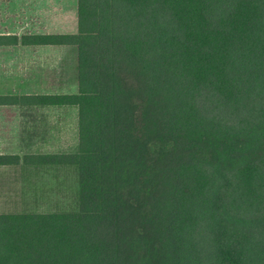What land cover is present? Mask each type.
Listing matches in <instances>:
<instances>
[{
  "label": "trees",
  "instance_id": "trees-1",
  "mask_svg": "<svg viewBox=\"0 0 264 264\" xmlns=\"http://www.w3.org/2000/svg\"><path fill=\"white\" fill-rule=\"evenodd\" d=\"M75 212L0 213V264H264V0H76ZM0 155V165L17 164Z\"/></svg>",
  "mask_w": 264,
  "mask_h": 264
},
{
  "label": "rangeland",
  "instance_id": "rangeland-1",
  "mask_svg": "<svg viewBox=\"0 0 264 264\" xmlns=\"http://www.w3.org/2000/svg\"><path fill=\"white\" fill-rule=\"evenodd\" d=\"M73 32L76 0H0V33ZM75 83L74 47L0 46V93L21 95L35 89L76 93ZM26 114L22 106L0 107V153L19 157L17 164L0 165V213L77 211L76 166L24 162L29 153L76 152L77 110L73 106L43 110L44 118L56 120L50 147L26 145L30 141V131L25 130L29 125L22 123Z\"/></svg>",
  "mask_w": 264,
  "mask_h": 264
},
{
  "label": "crops",
  "instance_id": "crops-1",
  "mask_svg": "<svg viewBox=\"0 0 264 264\" xmlns=\"http://www.w3.org/2000/svg\"><path fill=\"white\" fill-rule=\"evenodd\" d=\"M0 35H10V33H0ZM0 46H11V45H0ZM22 46H25V45H22ZM48 46H56V45H48ZM34 47H44V46H34ZM75 86H77V83H75ZM39 94H74V93L43 92V91H38L35 89L34 92H26L21 95H39ZM0 95L6 96V95H13V94L4 92V93H0ZM14 95H17V94H14ZM11 106L13 105L9 103H5V102L3 104H0V107H11ZM22 107L27 110V114H26L27 116L24 118V121L22 123L23 125H29V127H26L25 130L28 129V131H30V141L26 145L33 147V148L38 147L40 145L46 146V147L52 146V144L50 143L54 135L52 124L56 120L53 121V119L51 118H47V117L44 118V115L42 114L45 108L52 109V108L59 107V106L29 105V106H22ZM73 107L75 108V110H77L75 106ZM28 114L30 115L28 116ZM76 124H77V121H76ZM75 136L78 137L77 130L75 132ZM48 140H49V143L46 142ZM58 153L59 152H56V153L55 152H50V153L35 152V153H29L28 156H35V155H40V154H58ZM0 155H9V154L0 153ZM30 165L38 166V164H30Z\"/></svg>",
  "mask_w": 264,
  "mask_h": 264
}]
</instances>
